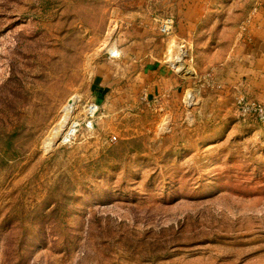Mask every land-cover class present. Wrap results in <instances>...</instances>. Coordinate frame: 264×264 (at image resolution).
I'll use <instances>...</instances> for the list:
<instances>
[{"label": "rangeland", "instance_id": "1", "mask_svg": "<svg viewBox=\"0 0 264 264\" xmlns=\"http://www.w3.org/2000/svg\"><path fill=\"white\" fill-rule=\"evenodd\" d=\"M175 1L0 0V264H264V96L223 82L259 0H213L204 70Z\"/></svg>", "mask_w": 264, "mask_h": 264}, {"label": "crops", "instance_id": "2", "mask_svg": "<svg viewBox=\"0 0 264 264\" xmlns=\"http://www.w3.org/2000/svg\"><path fill=\"white\" fill-rule=\"evenodd\" d=\"M213 5V0L175 1L174 6L177 10L174 11L173 28L169 34L172 32L171 35L177 40L174 44L178 43L184 47L187 56L185 66H188V61L193 58L197 70L210 68L216 62L215 54L210 56L212 54V49L208 47L210 45L200 44L209 37L206 28L214 14ZM254 7L258 10L255 14L253 11V15L249 16L247 24L249 27L246 26L240 42L242 52L238 54V63H234L233 67L235 73L225 75L223 82L236 84L239 90L249 95L251 93L264 96V0H259ZM222 69H225V65Z\"/></svg>", "mask_w": 264, "mask_h": 264}, {"label": "built area", "instance_id": "3", "mask_svg": "<svg viewBox=\"0 0 264 264\" xmlns=\"http://www.w3.org/2000/svg\"><path fill=\"white\" fill-rule=\"evenodd\" d=\"M171 24V22H168L169 26ZM236 98L234 107L238 118H249L252 119L254 122L264 124V101H253L249 99L247 95L244 94H241Z\"/></svg>", "mask_w": 264, "mask_h": 264}, {"label": "bare ground", "instance_id": "4", "mask_svg": "<svg viewBox=\"0 0 264 264\" xmlns=\"http://www.w3.org/2000/svg\"><path fill=\"white\" fill-rule=\"evenodd\" d=\"M74 105V100H70L66 108L63 110L61 121L53 128L43 144V150L48 151L59 139L60 144H63L67 140V136L73 132V128L70 126L68 131L65 133V137L61 139L64 133V127L69 124L70 117L72 115V109Z\"/></svg>", "mask_w": 264, "mask_h": 264}, {"label": "water", "instance_id": "5", "mask_svg": "<svg viewBox=\"0 0 264 264\" xmlns=\"http://www.w3.org/2000/svg\"><path fill=\"white\" fill-rule=\"evenodd\" d=\"M185 49L180 44H174L166 66L176 68L184 63ZM59 142V141H58Z\"/></svg>", "mask_w": 264, "mask_h": 264}]
</instances>
